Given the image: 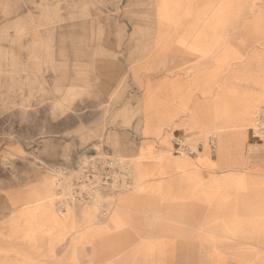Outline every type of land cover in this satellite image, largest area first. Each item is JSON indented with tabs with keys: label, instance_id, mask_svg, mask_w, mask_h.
<instances>
[{
	"label": "crops",
	"instance_id": "crops-1",
	"mask_svg": "<svg viewBox=\"0 0 264 264\" xmlns=\"http://www.w3.org/2000/svg\"><path fill=\"white\" fill-rule=\"evenodd\" d=\"M152 5V45L146 62L136 67L142 111L138 155L146 156L136 175L146 186L120 197L103 195L113 199L98 210L91 202L60 207L41 178L3 186L0 264H120L139 244L136 234L124 237L122 230L139 229L141 214L161 194L173 192L168 198L183 197L186 213H195L194 223L202 224L191 237L211 247L236 240L264 245V216L242 214L231 196V189L244 190L243 197L264 191V143L246 145L243 137L256 109L236 112V102L264 104V0H152ZM207 132L220 135L226 157L213 159L215 148L207 139L178 160L158 157L159 151H173L177 138ZM224 168L231 170L222 175ZM160 241L141 238L140 255L164 253Z\"/></svg>",
	"mask_w": 264,
	"mask_h": 264
},
{
	"label": "rangeland",
	"instance_id": "rangeland-1",
	"mask_svg": "<svg viewBox=\"0 0 264 264\" xmlns=\"http://www.w3.org/2000/svg\"><path fill=\"white\" fill-rule=\"evenodd\" d=\"M152 10V0H0V188L41 178L43 190L60 207L91 202L97 210L113 199L103 195L144 189L146 182L136 175L146 157L138 155L142 111L136 67L146 62L152 45ZM260 105L236 102V112H257ZM250 128L244 130L246 145L256 143ZM212 133L213 159L221 160L227 153L220 135ZM208 134L184 140L196 151ZM183 156L174 150L158 155ZM91 163L94 175L86 178ZM106 169L112 180L100 185L99 172ZM92 190L88 201L72 196ZM231 191L239 212L264 216L263 190L245 197L244 190ZM169 195L161 194L141 214L139 229L122 230L124 237L136 234L139 244L129 253L131 260L120 264H264L260 243L236 240L211 247L191 237L194 226L202 225L194 223L198 216L186 213L183 197ZM141 238H161L160 258L140 255Z\"/></svg>",
	"mask_w": 264,
	"mask_h": 264
},
{
	"label": "built area",
	"instance_id": "built-area-1",
	"mask_svg": "<svg viewBox=\"0 0 264 264\" xmlns=\"http://www.w3.org/2000/svg\"><path fill=\"white\" fill-rule=\"evenodd\" d=\"M249 138L256 143H264V104L260 105L254 116L253 123L249 131ZM207 140L209 145L213 149L216 142L215 135L209 134L207 136ZM174 152L176 154L179 153L184 154V153H193L194 151L191 149L189 144H187L184 140H182V138H177L174 143ZM90 170L91 171L86 174L87 176L86 178H89L91 175H94V166H92V163L90 164ZM108 171L109 170L106 169L105 172H99L100 180H101L100 185H102L103 183H105L106 185L107 181L112 180L111 173H108ZM93 191L94 190H92L91 193H87L85 191L76 193V191H73L74 195L72 196L73 198L75 197L76 199H80L82 201H88L92 199L91 195Z\"/></svg>",
	"mask_w": 264,
	"mask_h": 264
},
{
	"label": "bare ground",
	"instance_id": "bare-ground-1",
	"mask_svg": "<svg viewBox=\"0 0 264 264\" xmlns=\"http://www.w3.org/2000/svg\"><path fill=\"white\" fill-rule=\"evenodd\" d=\"M250 127H251V126H250ZM250 127H249V128H250Z\"/></svg>",
	"mask_w": 264,
	"mask_h": 264
}]
</instances>
